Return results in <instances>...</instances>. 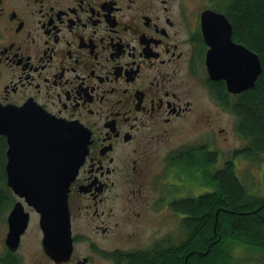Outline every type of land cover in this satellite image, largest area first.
I'll use <instances>...</instances> for the list:
<instances>
[{
	"label": "flooded vegetation",
	"instance_id": "1",
	"mask_svg": "<svg viewBox=\"0 0 264 264\" xmlns=\"http://www.w3.org/2000/svg\"><path fill=\"white\" fill-rule=\"evenodd\" d=\"M226 4L0 0V104L37 103L79 123L88 136L66 198L70 258L50 259L41 230L37 255L19 253L29 224L17 250L9 249L7 212L0 222V264H98L96 255L105 251L126 256L145 250L138 245L173 242L169 233L159 237L143 226L152 204L174 212L169 203L185 197L174 191L178 182H169V192L166 186L169 176L181 179L179 150L161 156L158 148L184 123L206 129L221 120V80L208 76L200 18L205 9L224 12ZM212 145L209 139L197 144ZM165 159V169L156 168ZM107 254L112 264L127 263Z\"/></svg>",
	"mask_w": 264,
	"mask_h": 264
},
{
	"label": "trees",
	"instance_id": "2",
	"mask_svg": "<svg viewBox=\"0 0 264 264\" xmlns=\"http://www.w3.org/2000/svg\"><path fill=\"white\" fill-rule=\"evenodd\" d=\"M226 1L222 10L231 22L233 40L258 53L262 64L255 86L235 95L219 81L222 107L236 118L237 133L245 144L218 168L213 167L217 151L197 145L179 150L178 163L189 173L187 183L201 187L196 195L169 203L175 213H182L179 225L184 237L126 256L106 253L115 255L116 262L123 257L126 264H228L234 244L264 250V195L248 190L233 161L239 155L264 160V0ZM6 147L5 136L0 135V215L15 202L5 180Z\"/></svg>",
	"mask_w": 264,
	"mask_h": 264
},
{
	"label": "water",
	"instance_id": "3",
	"mask_svg": "<svg viewBox=\"0 0 264 264\" xmlns=\"http://www.w3.org/2000/svg\"><path fill=\"white\" fill-rule=\"evenodd\" d=\"M200 24L208 45V76L223 80L231 94L254 87L262 68L258 53L233 40L226 13L205 9ZM0 135L7 140L6 183L17 198L8 211L6 246L12 251L19 247L29 224L26 204L39 215L45 254L55 262L68 260L73 243L66 198L87 152L85 128L26 101L22 105L0 104Z\"/></svg>",
	"mask_w": 264,
	"mask_h": 264
},
{
	"label": "rangeland",
	"instance_id": "4",
	"mask_svg": "<svg viewBox=\"0 0 264 264\" xmlns=\"http://www.w3.org/2000/svg\"><path fill=\"white\" fill-rule=\"evenodd\" d=\"M191 1L192 0H187L188 3ZM220 119L221 120L217 122V124L206 129L191 126L190 123H184L182 128L177 129L176 132L168 138V140L164 141L163 144L160 145L158 152H160L161 156H163V154H165L168 150H171V152L175 149V151L182 150L187 147L196 146L199 142H201V140L209 139L213 145L208 149L217 151V162L213 167L218 168L219 166H222L225 160L231 158L234 152L244 146L245 140L237 133L236 118L229 110L223 109ZM218 128H222L224 130L220 131ZM233 161L235 163V171H237L238 177L246 183L248 190L257 195H264V160H252L239 155L234 157ZM166 165L165 159V162H163L162 165L156 166V168L160 167V169H165ZM180 174L181 179H178L177 177L174 178L172 176L167 178V192L170 190L168 189L169 182L175 181L173 183L178 182V185L181 188L174 190L177 191L179 195H196V193L201 190V187H195L187 183L189 178L186 174L189 173L188 171L186 172L182 165L180 167ZM200 176L202 177V175H199L198 178H201ZM161 186L164 187L165 185ZM16 200L17 198L15 196L14 201ZM24 206L30 213L29 228L26 235L23 236L20 244L21 247L18 252L22 253L23 256L30 257L31 255H37L41 248V234L38 223L39 215L30 206L28 207L26 204ZM157 208H159L158 205L155 207V205L153 206L152 204L150 211L147 210V220L145 224H143L144 229L147 230L146 232L149 231L150 233L156 232L155 234H157L158 232L159 237H163L166 233H169L173 242L178 243L184 237V231L179 225L180 218L177 217L175 213L170 210V208H163L162 211ZM9 209L10 208L8 207V209L3 212V215L0 216V222L2 221L1 218L6 216L5 214ZM151 245L153 244L138 246L143 249H148ZM80 252L84 254L85 250ZM230 253L232 259L228 262V264H264V250H260L256 247L253 248L244 244H234ZM105 254L106 251L103 252V254H99V256L96 255V257H98V264H112L110 259L107 257L105 258Z\"/></svg>",
	"mask_w": 264,
	"mask_h": 264
},
{
	"label": "bare ground",
	"instance_id": "5",
	"mask_svg": "<svg viewBox=\"0 0 264 264\" xmlns=\"http://www.w3.org/2000/svg\"><path fill=\"white\" fill-rule=\"evenodd\" d=\"M233 95H234V94H233ZM172 166H173V165H172ZM173 167H174V166H173ZM175 171H176V170H175ZM171 173H172V172H171ZM174 176H175V175H174ZM174 176H173V177H174ZM174 178H175V177H174ZM5 180H6V179H5ZM165 184H166V183H165ZM166 186H167V185H166ZM169 188H170V187H169ZM169 188H168V189H169ZM177 193H178V192H177ZM183 194H184V193H183ZM170 196H171V195H170ZM170 196H169V198H170ZM167 200H168V199H167ZM10 207H11V206H10ZM176 214H177V213H176ZM72 248H73V247H72ZM111 261H112V260H111Z\"/></svg>",
	"mask_w": 264,
	"mask_h": 264
}]
</instances>
